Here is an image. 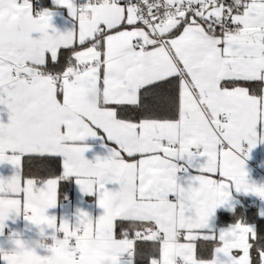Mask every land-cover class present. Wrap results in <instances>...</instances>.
<instances>
[{
  "label": "snow or ice",
  "instance_id": "1",
  "mask_svg": "<svg viewBox=\"0 0 264 264\" xmlns=\"http://www.w3.org/2000/svg\"><path fill=\"white\" fill-rule=\"evenodd\" d=\"M54 3L77 20L74 30L57 31L53 13L34 12L31 0H0V106L9 113L0 164L17 168L0 179V229L21 210L56 228L45 212L67 177L97 193L104 214L63 222L50 256L0 252L2 264H97L89 239L112 246L113 264H201L214 251L224 264H264V236L252 227L209 231L233 187L264 198L244 166L264 140V0ZM97 129L112 146L91 162L80 142ZM194 156L206 158L198 186L183 187L176 161ZM24 158L38 174H22Z\"/></svg>",
  "mask_w": 264,
  "mask_h": 264
},
{
  "label": "crops",
  "instance_id": "2",
  "mask_svg": "<svg viewBox=\"0 0 264 264\" xmlns=\"http://www.w3.org/2000/svg\"><path fill=\"white\" fill-rule=\"evenodd\" d=\"M44 1L46 7H43L41 10L33 9L34 12L42 10L51 11L53 13L51 19L53 28L59 32H65L74 30L77 27V20L70 15L67 8L55 4L54 0ZM31 3L33 4L32 1ZM75 3L79 5L77 0H75ZM0 123H9V113L4 106H0ZM260 130L261 133H264V125L261 126ZM243 144L244 147L247 148V142L245 141ZM80 145L86 148L84 158L91 162H95L97 157H107L109 155V148L112 146L111 142L107 140L106 135L99 129H97L96 137H88L84 141H81ZM176 163L180 168L177 173L178 183L183 187H187L189 184H192L194 187L198 186L192 178L199 175V168L202 164L206 163V158L194 156L191 162L187 159H183L176 161ZM244 166L248 182L257 186H264V140H260L257 143V146L248 152L247 156L244 158ZM253 166H257L262 176L258 182H255L252 179V176L255 173ZM182 170H184V173H181ZM16 173L17 168L12 164H0V179L7 180L16 175ZM65 179L70 180L72 183L71 193L64 201H60L58 195L56 205L46 209L45 212L47 216L55 217L56 228H59L63 222H67L70 227H76L80 212L86 213L93 221L98 220L99 217L104 214V210L98 204V194H88L83 192L80 185L76 182V177H67ZM107 187L110 190H116L119 188V185L109 184ZM244 203H249L250 206L256 207L259 217L264 219V198H261L252 192L245 193L244 191H236L233 187L229 203L218 207L213 217L210 219L209 231L218 235L221 230L233 226L218 227L217 216L219 213L234 212L238 206L243 205ZM24 217L25 214L23 210H21L19 214L15 212L10 213L8 219L4 221V227L0 229V252L12 254L18 251H28L39 257L50 256V249L53 246H58V241L64 240L63 232L57 231L56 228H51L47 224H42L44 225L43 227H38L35 223L26 220ZM247 226L252 227L256 232V227L254 225ZM53 237H55V239H53ZM16 238L21 242L27 243L29 248L34 250H28V248L18 250L13 242ZM87 248L95 254L97 264H113V248L111 245L101 248L96 242L89 239L87 242ZM65 251H67V246H65ZM126 255L127 254L122 257V260H127L125 257ZM212 258L209 260H202L201 264H215ZM223 258L225 257L223 256ZM68 259L71 260V256H69ZM0 264H2V259H0ZM72 264H81V262L79 259H76L72 261ZM178 264H182V262H178Z\"/></svg>",
  "mask_w": 264,
  "mask_h": 264
},
{
  "label": "trees",
  "instance_id": "3",
  "mask_svg": "<svg viewBox=\"0 0 264 264\" xmlns=\"http://www.w3.org/2000/svg\"><path fill=\"white\" fill-rule=\"evenodd\" d=\"M35 1V0H32ZM42 8L46 7V3L44 0H39ZM61 167L59 165H54L53 170L51 172L52 175H61ZM22 172L25 177L29 175H36L37 173V165L33 163L31 166L28 162L27 158L23 159L22 162ZM71 181L63 179L59 182V199L60 201H64L67 199L68 195L71 193ZM243 223L245 225H254L256 227V233L264 236V219L259 217L257 208L250 206L249 203H244L236 208L234 212L230 213H219L217 216V226L218 227H227L234 225L236 223ZM141 242H138L140 244ZM144 246V245H141ZM146 247V246H144ZM210 247H215V245H210ZM158 255V253H157ZM207 256V254H205ZM213 256V252L209 253V257L204 260H209Z\"/></svg>",
  "mask_w": 264,
  "mask_h": 264
},
{
  "label": "clouds",
  "instance_id": "4",
  "mask_svg": "<svg viewBox=\"0 0 264 264\" xmlns=\"http://www.w3.org/2000/svg\"><path fill=\"white\" fill-rule=\"evenodd\" d=\"M95 96H96L95 91H90V92L88 93V99H89L90 101H94ZM35 224H36V223H35ZM36 225H37L38 227H43V226H44V225H42V224H36ZM16 239H18V238H16ZM16 248H17V246H16ZM24 248H28V250H34V249H32V248H29V246H28L27 243H25V242H22V247L17 248V249H18V250H22V249H24ZM212 260L215 262V264H224V260H225V258H223V254H217V253H215V251H214V255H213Z\"/></svg>",
  "mask_w": 264,
  "mask_h": 264
},
{
  "label": "built area",
  "instance_id": "5",
  "mask_svg": "<svg viewBox=\"0 0 264 264\" xmlns=\"http://www.w3.org/2000/svg\"><path fill=\"white\" fill-rule=\"evenodd\" d=\"M32 2H33L32 5H33L34 9H36V10H41L42 9V6H41V3L39 2V0H35V1H32ZM77 3L79 5H81V4L85 3V0H77ZM253 167L255 169V173L253 174L252 179L255 182H258L261 179V177H262L261 173H260L259 169L257 168V166H253ZM181 173H184V170H182ZM125 257L127 258V255Z\"/></svg>",
  "mask_w": 264,
  "mask_h": 264
}]
</instances>
